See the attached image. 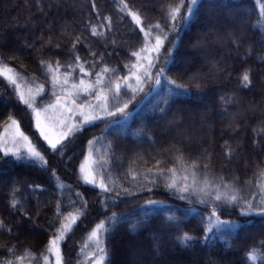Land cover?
<instances>
[{"label":"snow or ice","instance_id":"1","mask_svg":"<svg viewBox=\"0 0 264 264\" xmlns=\"http://www.w3.org/2000/svg\"><path fill=\"white\" fill-rule=\"evenodd\" d=\"M201 2L202 0H161L160 15L148 20L141 8L131 6L128 0H118L117 8L126 17L131 18L139 36L138 46H129L125 53L127 59L123 63V73L120 67L105 63L104 53L97 54L90 44H85L84 47L89 49L88 55L92 60L82 58L76 49L86 37L82 31L73 36L66 24L61 26L58 34L49 28L47 38L43 30L41 31L37 60L39 76L36 72L30 76L26 75L9 63V60L19 56V51L12 49L10 52H4L3 49L7 47L4 42L6 38L0 36V78L12 90L17 104L23 106L25 114L30 116L31 125L46 144L44 148L34 142L23 129L22 121L10 110L4 120L0 121V162L11 159L46 166L48 160L45 151L51 150L54 154L64 156L70 139H75L86 126H94V122H105V128L99 136L93 135L84 141L85 147L77 168L79 180L98 190L97 202L105 210L115 207L122 195L131 196L135 191L145 189L151 194L152 189L159 186H163L165 191L177 200L189 205L181 209L176 205H168L165 200L145 199L140 206L142 219L131 222L125 220L126 213H108L94 223L80 240L74 241L79 245L76 264H110L109 254L115 243L110 246L109 239L118 225L127 222L130 232L142 231L141 225L148 218V213L153 211L164 212L163 223L149 234L151 249L156 253L161 252L166 243V236L183 248L195 243L196 237L192 231L180 227L183 223L182 217H187L190 213L201 215L202 241L216 236L223 239L225 236L238 234L241 222L239 219L230 218L234 213L242 218L264 219V158H256L252 175L241 184L239 176L228 178V173H217L214 170L213 153L207 146L197 150L191 146L186 147L181 141L173 140L160 148L155 155H151L150 159H145L140 153L131 155L124 173V179L128 181L127 187L111 171L113 157L122 163L124 152L116 155L114 141L107 140V133L114 131L117 137L126 136L129 119L136 106L142 104L146 97H158L152 110L154 114H160L159 119L167 117L168 113L173 111L171 105L176 98L201 95L200 90L209 87L211 76L226 74L225 78L230 79L231 72L227 65H221L212 58L209 46L230 38L232 44L239 48L241 37L237 35L236 28L221 33L211 12L201 19ZM255 5L259 10L258 23L261 30H264V0H255ZM37 7L42 8L40 0H37ZM91 10L100 22L86 21L87 31L92 37L107 39L114 26L112 17L107 14L101 16L95 0L91 4ZM124 18L122 16L121 20ZM197 25L199 30L195 38L190 39L187 47L197 55L205 57V63L210 66L209 72L193 67L197 55L181 56L177 59L181 31L185 27L192 28ZM210 35L214 37L212 40L209 39ZM111 43L116 44V40L113 39ZM25 46L34 48L37 45L35 41H26ZM65 46L68 49L67 63H62L60 56L55 52L50 51L45 55V49L58 50ZM251 52L252 48L249 46L245 55L250 56ZM256 59L264 63V53L258 54ZM170 65L178 66L175 77L168 74ZM252 73L251 66L243 69L238 81L240 89L251 88ZM40 77H43V82ZM261 79L264 81V77ZM192 88L197 89V92L193 93ZM219 100L220 115L230 116V122L225 126L238 129L239 113L230 112V106L239 104L238 93L223 91ZM130 105L133 107H129ZM249 107L253 112L257 108L261 112L257 126L252 129L255 137L252 140L253 150L264 151V147H258L264 142V103ZM178 111L179 109L173 112L172 118L167 120L169 128L179 127L177 121L180 117L176 115ZM146 127L145 125L134 129L132 136L138 143L155 144L151 131H147ZM235 152L236 147L229 140H224L221 155L226 160H231ZM52 175L56 177V169H52ZM29 187L33 190L42 189L40 184ZM65 187L70 189L72 186L64 185L63 182L56 185L59 198L55 202L46 232L47 239L41 252L36 253L29 247L21 249L17 242H0V251L5 253V256L0 257V264H67L63 246L81 218L88 212L89 205L79 190L75 196L79 198L80 203L77 204L75 199L70 198L65 205ZM8 191L6 202L9 208L18 210L22 217H27L35 223V218L25 210L22 200L18 198L17 184L13 183ZM109 201L112 203L109 204ZM193 204L201 205L208 211L201 214L199 209L191 207ZM65 207L70 210L65 211ZM228 209L233 211H227ZM36 216H39V208L36 210ZM5 229L11 238L13 226L6 225L4 220L0 219V232ZM128 250L132 257L128 264H141L136 246L128 244ZM243 256L245 264L258 260L264 264V232H261L258 241L246 248Z\"/></svg>","mask_w":264,"mask_h":264},{"label":"trees","instance_id":"2","mask_svg":"<svg viewBox=\"0 0 264 264\" xmlns=\"http://www.w3.org/2000/svg\"><path fill=\"white\" fill-rule=\"evenodd\" d=\"M93 0H40L42 8L37 7V0H0V36L6 37L7 47L4 52H10L12 49L19 51L16 59L9 60L15 68L32 75L36 72L39 76L37 60L39 56L40 33L43 30L47 38L48 29L51 28L54 33H59L61 26L67 25L68 31L74 36L77 32H83L86 39L82 40L77 47V51L82 58L92 60L88 55L89 49L84 47L90 44L97 54L104 53V62L123 67L127 59L125 53L129 46H138L139 36L138 29L131 21L117 8L118 0H95L101 16L110 15L113 20V30L108 33L107 39L92 37L87 31L85 22L92 21L99 23L96 14L91 10ZM161 0H128V3L136 8H141L148 20L155 19L160 15L159 4ZM167 2V0H165ZM178 2V0H172ZM51 5V7H49ZM143 6V7H142ZM201 19L211 12L214 22L221 33H227L236 28L237 35L241 37V45L236 48L231 39H225L222 42L210 44L211 56L219 61L221 65H227L231 72L230 79H226V74L211 76L208 84L209 87L201 89V95L180 96L174 100L167 117L159 118V113H153L152 106L157 102L158 97L153 95L146 97L145 101L138 105L132 117L128 121L127 135L122 137L128 139V147L123 156V161L127 163L133 153H140L145 159H150L157 151L166 146L167 143L176 140L181 141L186 147L191 146L194 149L207 146L208 150L213 153L214 170L219 173L224 171L231 176H239L241 184L248 176L252 175L256 158H264V151H254L252 140L255 138L252 132L253 127L257 126V120L261 117L259 108L253 112L249 105H258L264 103V63H260L256 57L264 53V30L258 23L259 10L256 8L255 0H202L199 5ZM125 18L121 20V17ZM236 24H232V22ZM242 22V23H241ZM228 23V25L226 24ZM232 26H231V25ZM219 25H224L220 27ZM199 25L192 28L185 27L181 31V40L177 59L181 56L197 55L194 50L187 47L190 39H194ZM214 37L209 36L212 40ZM115 39L116 44L111 41ZM7 40V41H6ZM36 42V47L27 48L25 42ZM63 44L64 41H61ZM251 46L250 56H246V50ZM55 52L60 56L62 63H67L68 49L67 46L61 49H45V55L49 52ZM7 59V56H5ZM247 66L253 68L252 86L247 90L238 87L239 75ZM193 67L200 68L203 72H209V64L205 63L203 55H197ZM178 66L170 65L168 74L176 76ZM43 82V77H40ZM223 91H236L238 93L239 104L230 106V112H234L239 107L237 122L240 124L238 129L226 127L230 122V116H222L219 96ZM196 93L197 89L192 88ZM237 106V107H236ZM246 106V107H245ZM244 107V108H243ZM180 117L178 134L165 131L164 125L167 120L172 118L173 112ZM246 109V110H245ZM15 112L18 119H21L25 128L29 129L28 119L22 107H19L8 96L2 78H0V121L8 115L9 111ZM195 117L200 122V126L189 124L188 119ZM146 127L151 131L155 144L148 142L138 143L132 136V131L137 128ZM104 130L100 123H94V126H86L83 132L71 143L72 148L65 147V155L52 153L51 150L45 151L48 163L43 166L39 163L28 161H13L8 159L0 162V219H3L6 225H12V237L9 238L7 230L0 232V242L18 243V247L23 249L29 247L36 253H40L44 248L47 239L49 221L55 207V202L59 198V192L56 185L63 182L64 185H71L69 189L64 188V200L66 205L68 199H75L77 204L79 198L75 196L77 190L84 195L88 201L89 209L84 217L75 227L72 235L68 237L67 243L63 246L67 264H71L70 258L74 255L77 244L74 241L80 240L85 232L98 220L111 212L126 213L125 220L131 222L135 219H142L141 204L145 199L165 200L168 205H176L184 209L189 207L185 202H181L168 194L163 186L152 189L151 194L145 189L144 191H135L133 195H122L118 198L115 207H109L107 210L100 205L98 201V190L93 186L85 185L76 176L78 173V162L84 149V141L90 136H99ZM224 140H229L236 147L235 154L231 160H226L222 155V145ZM114 141V139H113ZM41 146H46L40 142ZM116 143V144H115ZM115 148L117 142H114ZM258 147H264V142ZM114 161H116L114 159ZM247 161V164H245ZM119 164V162L116 161ZM137 163H142L137 161ZM120 163V168L124 171H112L115 176L120 178L124 186H128V181L124 179V173L127 167ZM52 169H56V177L52 175ZM247 172V175L245 173ZM16 183L19 188V197L22 200L23 207L35 218L33 223L29 218L22 217L18 210L13 211L7 204L10 186ZM42 185V189L33 190L30 185ZM113 195H115L113 193ZM112 202L109 201V204ZM159 207V206H158ZM193 208L199 209L200 213L207 212L208 209L201 205L193 204ZM39 208V216H36V210ZM69 211L68 207L64 208ZM227 211H233L228 209ZM181 215V213H178ZM223 215V214H222ZM183 223L180 227L183 230H190L196 237L195 243L183 248L177 245L172 239L165 237L166 243L162 246L160 253L151 249L150 232L158 228L164 220L163 211H153L148 213V218L141 225L142 231L130 232L127 222L121 223L109 239L110 246L115 243L109 254L110 264H120V256L129 254L128 245L136 246L139 250L141 264H245L243 253L251 246L254 241L260 239L261 232H264V219L259 217L242 218L235 213L231 219H239L241 226L238 234L225 236L221 239L216 236L210 240L202 241L203 226L201 215L189 214L182 217ZM146 225V226H145ZM231 245L230 247L228 245ZM19 254V253H17ZM5 256L0 251V257ZM132 258V257H130ZM252 264H261L253 261Z\"/></svg>","mask_w":264,"mask_h":264},{"label":"rangeland","instance_id":"3","mask_svg":"<svg viewBox=\"0 0 264 264\" xmlns=\"http://www.w3.org/2000/svg\"><path fill=\"white\" fill-rule=\"evenodd\" d=\"M227 25H228V23H226ZM232 24H236V22L234 21V22H232ZM231 25V24H230ZM220 27H223L224 28V25H219ZM232 26V25H231ZM6 38V37H5ZM7 41V40H6ZM123 71H124V69H123V67L121 68V73H123ZM3 80V79H2ZM3 83H4V85H5V89H6V91H7V93H8V96L11 98V100L14 102V103H16L17 104V102H16V100H15V97H14V95H13V92H12V90L7 86V84L3 81ZM45 99H47V97H45ZM18 105V104H17ZM133 105H135V101L133 102ZM133 105H130L129 107H133ZM19 107H22V109L24 110V108H23V106H21V105H18ZM237 107V106H236ZM246 107V106H245ZM136 108H137V106H136ZM244 108V107H243ZM240 109H239V107H237V110L236 111H234V112H237V111H239ZM246 110V109H245ZM25 112V111H24ZM26 117H27V119H28V125H29V129L28 128H25L24 127V125L22 124V127H23V129L26 131V133L27 134H29L32 138H33V140H34V142H37L39 145L41 144L40 142H42L45 146H46V144H45V142L42 140V138H40L39 137V133L35 130V128L31 125V123H30V116L29 115H27L26 114ZM21 120V119H20ZM188 122H189V124H192L193 126H200L201 124H199L200 122L198 121V119L196 120V118L195 117H191V118H189L188 119ZM95 123V122H94ZM96 123H100V126L103 128H105V122H100V121H98V122H96ZM164 130L166 131H169V132H171V133H173V134H175L174 136H176L177 134H178V129L176 128V127H171V128H169L168 127V125L167 124H165L164 126ZM101 134V133H100ZM122 137H124V136H122ZM121 137H117L115 134H114V131H109L108 133H107V140H112L113 141V139H114V142H117V146H116V148L114 149V151H115V153H116V155H120V153H121V151H123L124 153L126 152V149H131V148H129L128 147V139H125V138H122V139H120ZM74 141V139H70L69 140V142H68V144L66 145V147H68L69 149H71L72 148V145H71V143ZM116 144V143H115ZM84 147H85V145H84ZM82 158V154H81V156H80V159ZM80 159H79V161H80ZM115 159V157H113V160ZM117 162H119V164L121 163L120 161H117ZM122 163H124L123 164V166L124 167H127V163H125L124 161H122ZM78 164H79V162H78ZM118 163H116V161H114V163H113V167H112V169H111V171H117V170H120V172H121V170L122 171H124V169L123 168H120V165H119ZM78 166V165H77ZM76 176L78 177V173L76 174ZM79 179V178H78ZM80 182H82V181H80ZM83 183V182H82ZM91 186V185H90ZM127 245H128V243L126 242L125 243V246L127 247ZM78 247H79V245L77 244V247L75 248V250H74V255H73V257H72V259L70 258V261L72 262L71 264H76V262H77V259H78V256H77V249H78ZM131 258L128 256V254H124V255H121L120 256V260H121V263L120 264H128V261L130 260Z\"/></svg>","mask_w":264,"mask_h":264}]
</instances>
